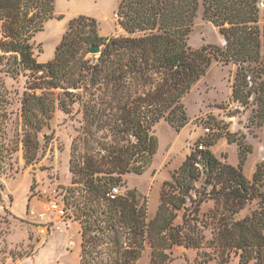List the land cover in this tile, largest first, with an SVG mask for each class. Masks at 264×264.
<instances>
[{"label":"trees","instance_id":"obj_1","mask_svg":"<svg viewBox=\"0 0 264 264\" xmlns=\"http://www.w3.org/2000/svg\"><path fill=\"white\" fill-rule=\"evenodd\" d=\"M54 4L0 0V64L10 76L27 80L21 102L27 165L36 160L39 134L50 128L57 110L81 115L70 160L72 183L79 186L74 205L80 264H136L146 240L150 264H171L175 246L202 252L206 262L214 254L227 263L234 254L242 264H264V160L249 181L244 168L253 148L234 135L228 134V141L238 145V167L209 150L196 151L163 184L152 220L146 197L136 189L110 198L123 187L124 176L142 175L152 163L156 124L165 121L181 132L189 123L183 98L214 61L237 65L232 99L243 106L255 102L253 118L264 127V0H121L118 16L125 35L102 37L96 20L81 16L70 21L54 58L40 63L34 37L54 19ZM200 5L204 19L219 28L223 47L188 44ZM93 46L102 48L99 56L89 55ZM6 94L0 92V168L18 151L3 137ZM205 141L204 148L213 145ZM202 174L216 181L209 187L212 193L219 188L218 196L202 194L197 185ZM210 198L216 207L203 224L201 208ZM255 200L257 210L235 218Z\"/></svg>","mask_w":264,"mask_h":264},{"label":"rangeland","instance_id":"obj_2","mask_svg":"<svg viewBox=\"0 0 264 264\" xmlns=\"http://www.w3.org/2000/svg\"><path fill=\"white\" fill-rule=\"evenodd\" d=\"M79 1H85L83 6L80 7ZM103 1L55 0L54 19L48 20L43 31L34 37L38 61L47 63L54 58L70 21L81 16L96 20L102 37L125 35L119 23L120 18L116 16L121 0ZM261 24H264V16ZM188 44L194 49L206 45H225L219 28L204 19L202 5L194 19ZM89 55L93 56L91 53ZM236 73L235 64L212 62L206 74L183 98L189 123L181 132L165 121L156 124L153 131L158 148L152 163L142 175L124 176L120 193L136 189L146 197L149 220L157 214L163 184L172 179L188 156L200 151L199 146L204 139L213 142L212 146H205L204 151H211L221 162L234 167L239 165V150L237 143H229L228 134L243 139L253 148L244 168L245 177L249 181L253 180L257 165L264 160V127H258L253 118L257 108L255 102L243 106L233 101ZM26 81L23 76H10L0 64V92L7 93L5 103L9 113L8 121L3 126V137L10 148L18 149L12 160L0 168V264H80L81 227L75 219L74 205L75 197L79 194L76 187L79 186L72 183L70 160L73 141L82 126L81 115H68L57 110L50 128L39 134L36 160L27 165L21 142V102L27 89ZM206 125L215 127L210 137L206 136ZM215 182L210 176L202 174L197 185L202 194L216 197L219 188L212 193V186L209 187ZM54 203L63 209L65 206L63 217L53 211ZM215 207L216 201L212 198L202 205L200 221L203 224ZM258 207L259 202L255 200L235 218L239 220L249 216ZM182 216L181 213L176 225L181 224ZM205 234L211 239L209 230ZM150 246L149 240H146L145 249L136 264H150ZM171 258V264H242L234 254L227 263L221 262L214 254L206 262L207 257L202 252L178 246L171 250Z\"/></svg>","mask_w":264,"mask_h":264},{"label":"built area","instance_id":"obj_3","mask_svg":"<svg viewBox=\"0 0 264 264\" xmlns=\"http://www.w3.org/2000/svg\"><path fill=\"white\" fill-rule=\"evenodd\" d=\"M116 16H118V15H116ZM205 131L207 132V135H208V133H209V134L211 133V129H209V128H206ZM207 135H206V136H207ZM199 149H200V150H204V145L201 144V145L199 146ZM119 193H120L119 189H118V188H115V189L110 193V198H111V199H116V197L119 195ZM52 209H53V211L56 212L60 217H63V216L65 215V211H64V209L61 208V206H59L57 203H54V204H53Z\"/></svg>","mask_w":264,"mask_h":264},{"label":"water","instance_id":"obj_4","mask_svg":"<svg viewBox=\"0 0 264 264\" xmlns=\"http://www.w3.org/2000/svg\"><path fill=\"white\" fill-rule=\"evenodd\" d=\"M102 48L100 46H93L90 50V53L93 56H99L101 54Z\"/></svg>","mask_w":264,"mask_h":264},{"label":"bare ground","instance_id":"obj_5","mask_svg":"<svg viewBox=\"0 0 264 264\" xmlns=\"http://www.w3.org/2000/svg\"><path fill=\"white\" fill-rule=\"evenodd\" d=\"M79 2L81 3L82 1H79ZM79 2H78V3H79ZM83 2L85 3V1H83ZM83 2H82V5L79 3L80 7L83 6V4H84ZM86 2H87V0H86ZM89 2H91V1H89ZM102 2H104V1L102 0ZM108 3H109V2H108ZM92 4H93V3H92ZM85 5H86V4H85ZM85 5H84V6H85ZM99 5L101 6V4H99ZM105 5H106V4H105ZM86 7H87V6H85V8H86ZM105 7H106V6H105ZM99 9H100V7H99ZM101 9H102V8H101ZM108 9H109V8H108ZM81 10H83V9L81 8Z\"/></svg>","mask_w":264,"mask_h":264}]
</instances>
